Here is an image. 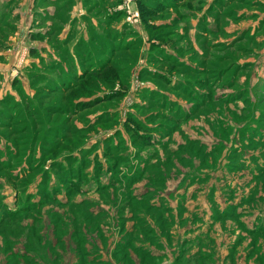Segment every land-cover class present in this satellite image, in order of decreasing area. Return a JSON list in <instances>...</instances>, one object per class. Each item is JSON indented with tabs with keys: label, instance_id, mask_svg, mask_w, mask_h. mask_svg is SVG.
Here are the masks:
<instances>
[{
	"label": "rangeland",
	"instance_id": "rangeland-1",
	"mask_svg": "<svg viewBox=\"0 0 264 264\" xmlns=\"http://www.w3.org/2000/svg\"><path fill=\"white\" fill-rule=\"evenodd\" d=\"M135 8L136 23L116 14L87 38L45 39V51L29 54L14 40L0 65V264H71L72 244L82 246L75 225L99 227L94 212L114 218L142 171L150 180L216 173L238 190L264 157V107L237 99L250 70L235 68L255 58L247 52L264 33V0H137ZM258 68L264 74V60ZM244 109L253 117L240 116ZM169 179L170 193L190 188ZM251 184L264 188V170ZM133 205L160 221L161 212ZM114 243L111 258L123 264L131 249ZM79 262L110 264L92 255Z\"/></svg>",
	"mask_w": 264,
	"mask_h": 264
},
{
	"label": "crops",
	"instance_id": "crops-1",
	"mask_svg": "<svg viewBox=\"0 0 264 264\" xmlns=\"http://www.w3.org/2000/svg\"><path fill=\"white\" fill-rule=\"evenodd\" d=\"M122 1L0 0V65H4L7 58H10L11 46L12 48L16 46V44H12L14 40H17L18 47L26 48L23 51L31 54L39 48H41L40 51H45L42 48H48L49 45L45 44L47 38H59L69 43L73 37H81L82 39L91 36V31L104 29L105 19L114 17L111 14L117 11L115 8ZM112 3L114 5L109 7L108 4ZM136 4L137 0L129 2L131 8H135ZM258 38L259 45L255 48L248 47L247 52L253 51L255 58L249 59L250 66H247V63H242L243 66H240L239 72L244 69L250 70L246 73L248 77L240 82L242 90L246 89L249 95H243V98L249 102L259 101L264 107V83H260V80L264 79V74L262 72L260 74V68H258L261 60H264V33ZM40 44L44 45L41 46ZM234 48L232 47V49ZM242 48L244 49V47ZM262 110L264 109L262 108ZM263 113L264 111L261 114L262 122L259 127H262L264 131ZM243 114L247 117L254 115L245 109L240 111V116ZM227 131L231 132V129L228 128ZM262 146L264 147V143ZM262 161L264 165V160L262 159ZM262 161L260 162L261 165L258 163L261 167ZM259 175L250 176L245 185H239L238 190H232L233 186L226 183L225 179L216 173L206 175L204 172H200L189 178L183 175L165 174L156 175L154 180H150V182L148 178L136 181L132 188L131 204L141 201V196L138 194H149V204L152 206L149 209L164 212L165 231L160 228L157 243L145 242L144 246H136L140 250H134L130 247L133 251L128 250L129 257L126 255L122 257L123 264H140L144 261L138 259L146 257L158 261V264H181L184 257L187 258L188 262L199 257L200 260L197 261L198 263L201 261L202 264H264V188L251 184V182L258 180ZM169 178H176L177 185L175 187L180 186L179 180L181 179V183H186L190 188H185L184 184L181 190L177 189V191L170 193ZM164 180L166 181V188L161 187L159 189V183L162 185L165 183ZM222 180H224V184L218 185L219 181L222 182ZM235 195L239 196L237 199L241 198L240 204H231ZM176 196H178L177 203L180 197L183 198L185 201L183 206L176 205L175 200V204L169 205ZM204 196L209 197V199L205 197L208 205L201 203V198ZM220 198H224L225 201L221 203ZM145 207L148 208L146 205ZM135 208L134 213L137 215L134 216V219L127 221L128 227L141 230L142 228L137 227V221L144 218L147 230L150 231L153 227L157 229L158 225L163 222L157 223L152 220L147 215L148 212L142 207L140 210L137 206ZM171 210L177 214L182 212V214L171 220L169 215ZM116 212L117 209H115ZM127 214L128 211L126 210ZM186 214H188V218ZM98 235L96 245L103 248V238L98 237ZM104 237L108 238L109 253L106 250H101L102 260L116 264V260L114 261L110 255L115 245H118L114 242L120 243L119 239L121 238L115 235L111 239L109 234ZM250 238L253 240L251 241ZM145 245H147L146 252L143 248ZM139 253L144 256L138 258ZM72 255L75 260H72L71 264H76L75 254L72 253Z\"/></svg>",
	"mask_w": 264,
	"mask_h": 264
},
{
	"label": "flooded vegetation",
	"instance_id": "flooded-vegetation-1",
	"mask_svg": "<svg viewBox=\"0 0 264 264\" xmlns=\"http://www.w3.org/2000/svg\"><path fill=\"white\" fill-rule=\"evenodd\" d=\"M246 94H247V90L243 89V93L237 99L238 100L242 99L243 95L245 96ZM246 96H249V95L247 94ZM261 134L263 135V136H261V143L263 144L264 143V131L261 132ZM236 153H234L233 155L235 156ZM242 156L244 157V155H242ZM258 156H259V154L254 155L253 157H258ZM249 161H250L249 156H248V158H244V162L246 163V164H243L244 168H246L248 166ZM261 161H262V159L260 157L258 159V163L260 164ZM262 169H264L263 161H262ZM256 173L257 172H255L253 169H250L248 171V174H250L251 176H253V175L255 176ZM225 182L233 186L231 188L232 190L236 189V187H235L236 185H234L233 181L230 182L229 180H225ZM138 195L141 196L140 198H143L146 194H138ZM177 199H178V196L174 197L171 200L169 205H171V203L175 204L174 200L176 201ZM182 200H183V198L180 197L178 200V203L176 201V205L179 204V205L183 206V203L185 204V201L184 200L182 201ZM237 201L238 200L236 199L235 202H237ZM116 209H118V206L116 207ZM135 209L136 208L133 205H131L129 202L125 208L123 207L121 209L120 213H118L116 216H114V218L102 216V214L100 215V213L94 212L93 215H99V217H97L99 225H96L99 227H97V228L89 227L87 229H83V227H82V230H80V232L82 234V242H81L82 246L78 247V244H75V243L72 244V250H73L72 253H74L76 257L78 255L77 254L78 252L81 254V256H79V259H77V258L76 259L80 261V260H83L84 257L87 258L91 255L95 256L97 258L103 259L101 250L102 251L106 250V252L109 253V249H108V245H107V239H108L107 237H106V239H103V243H104L103 248L102 247L99 248V246L96 245L97 234H101V228H107L105 231L111 233L109 235L114 234V236L117 235L121 239H125V240L119 239V242L122 244V247H126V248L131 247L132 249H134L133 247L137 248L136 246H142V245L144 246V244H146L145 242L157 243L159 241L158 237L160 236L159 231H160L161 225L156 224L159 227L157 229H156V227H153L152 230H150V231L147 230V226L145 225L144 220L142 221L144 227L141 230H139V229L135 230L134 227H131V226L128 227L127 226V221L135 218L133 215ZM126 210L128 211L127 215H126ZM122 211H124V212H122ZM171 213H173L172 210H171ZM175 217L176 216H173L172 218L174 219ZM104 219L107 220V223H105L106 221ZM145 219H147V218L145 217ZM162 221H165V219H163ZM101 222H104V225H100ZM155 222H157V221H155ZM157 223H159V221ZM72 232L74 233L75 231L72 230ZM146 246L147 245H145V247H143V248H145L144 249L145 252L147 251ZM138 250H140V248H138Z\"/></svg>",
	"mask_w": 264,
	"mask_h": 264
},
{
	"label": "trees",
	"instance_id": "trees-1",
	"mask_svg": "<svg viewBox=\"0 0 264 264\" xmlns=\"http://www.w3.org/2000/svg\"><path fill=\"white\" fill-rule=\"evenodd\" d=\"M115 13L114 14H112L113 16H116V14H117V16H123V12L122 11H114ZM241 66H243V65H241ZM235 68H237V70H238V74L240 73L239 72V70H240V66L239 65H236L235 66ZM218 100L219 99H217L216 101L218 102ZM220 101V100H219ZM229 125H231V123L229 122L228 123ZM227 127V126H226ZM227 128H230V126H228ZM219 143H221V142H217V145H216V147L214 148V149H216V148H218V146H219ZM206 148H209V149H212V146L211 147H206ZM213 149V150H214ZM208 151H211V150H208ZM218 151V149H216V151H214V152H217ZM233 155V154H232ZM233 157H235L234 155H233ZM261 159H263L264 160V157H262L261 156ZM147 160V159H146ZM241 161V163H242V160H240ZM249 163H250V161H249ZM252 165V164H251ZM263 169H262V167L261 166H259L258 164H257V167H256V169L254 170L255 172H257V174L256 175H258V174H260V172L262 171ZM143 172L144 171H142V172H140V173H138V174H136L134 177H132V179H131V181H130V185H128L127 187H125V189H126V191L128 192L127 194H125L124 196H123V202L122 203H120V205L118 206V209H117V212H116V214H118V213H120V211H121V209L124 207H126L127 205H128V203L130 202V204H131V199H132V191H133V184L136 182V181H141V180H145L146 179V177L143 179V177H144V175H142L143 174ZM164 175V174H163ZM255 175V176H256ZM171 176H175V175H173V173H171ZM149 179V182H150V178H148ZM89 187H90V185H89ZM126 191H124V192H126ZM149 195V194H148ZM148 195H145L143 198H141V201H138L137 202V204H141V205H146V206H148V208L149 207H152L149 203H150V199L148 198ZM150 196H152V195H150ZM240 201H241V199L239 198L238 199V201L237 202H235V203H238V204H240ZM131 205H133V204H131ZM134 207H135V205H133ZM164 206H165V203H164ZM138 207V210H140V208H141V206H137ZM122 212H124V211H122ZM133 215L135 216V215H137L136 213H133ZM170 215V214H169ZM159 219H160V221H162L163 219H164V212H161L160 213V215H159ZM170 219L172 220V218L170 217ZM144 220V218H142V219H139V221H137L138 222V224H137V227L138 228H143L144 227V225H143V223H142V221ZM154 221H156V220H154ZM160 221H159V223H160ZM172 223V222H171ZM165 224H166V220L165 221H163L160 225H161V229L163 230V231H165ZM82 227H83V225H82ZM77 228V229H76ZM74 231H76L77 230V232H79V233H77L78 234V236H80V234H81V232H80V226L78 225H75V228L73 229ZM140 230V229H139ZM82 235V234H81ZM78 239V238H77ZM80 242H82V239L80 240ZM134 248V250H136V249H138V248H135V247H133ZM77 254H79V252L77 253ZM85 254V253H84ZM88 258V257H87ZM196 260H200L198 257L197 258H195ZM194 258H193V260H195ZM200 263L202 264V262L200 261ZM76 264H82V262H79V260H77V262H76ZM83 264H87V262H83Z\"/></svg>",
	"mask_w": 264,
	"mask_h": 264
},
{
	"label": "built area",
	"instance_id": "built-area-1",
	"mask_svg": "<svg viewBox=\"0 0 264 264\" xmlns=\"http://www.w3.org/2000/svg\"><path fill=\"white\" fill-rule=\"evenodd\" d=\"M131 1L133 0H123L122 3L115 8V10L123 12L125 21L130 24L136 23L139 16L137 9L129 6V2Z\"/></svg>",
	"mask_w": 264,
	"mask_h": 264
}]
</instances>
